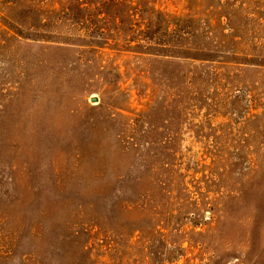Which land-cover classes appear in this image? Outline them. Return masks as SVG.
Instances as JSON below:
<instances>
[{"label": "rangeland", "instance_id": "1", "mask_svg": "<svg viewBox=\"0 0 264 264\" xmlns=\"http://www.w3.org/2000/svg\"><path fill=\"white\" fill-rule=\"evenodd\" d=\"M0 264H264V0H0Z\"/></svg>", "mask_w": 264, "mask_h": 264}]
</instances>
